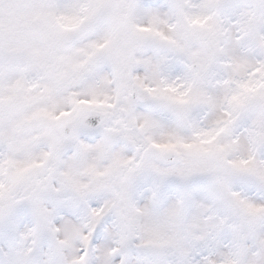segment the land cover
Wrapping results in <instances>:
<instances>
[{"label": "snow or ice", "instance_id": "1", "mask_svg": "<svg viewBox=\"0 0 264 264\" xmlns=\"http://www.w3.org/2000/svg\"><path fill=\"white\" fill-rule=\"evenodd\" d=\"M0 264H264V0H0Z\"/></svg>", "mask_w": 264, "mask_h": 264}]
</instances>
